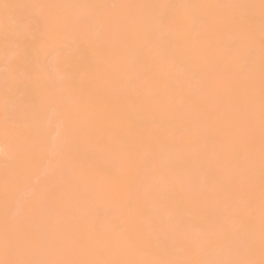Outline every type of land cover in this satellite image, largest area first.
<instances>
[{"label":"bare ground","instance_id":"1","mask_svg":"<svg viewBox=\"0 0 264 264\" xmlns=\"http://www.w3.org/2000/svg\"><path fill=\"white\" fill-rule=\"evenodd\" d=\"M0 264H264V0H0Z\"/></svg>","mask_w":264,"mask_h":264}]
</instances>
